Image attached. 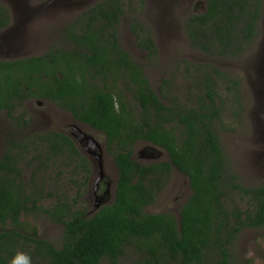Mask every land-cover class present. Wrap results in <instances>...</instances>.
<instances>
[{
	"label": "trees",
	"instance_id": "trees-1",
	"mask_svg": "<svg viewBox=\"0 0 264 264\" xmlns=\"http://www.w3.org/2000/svg\"><path fill=\"white\" fill-rule=\"evenodd\" d=\"M126 1L132 0H104L85 11L64 30L70 48L0 60V112L27 126L24 112L15 115L26 102L56 104L107 135L119 176L113 202L94 215L72 212L61 201L47 208L43 186L25 182L23 162L47 166L51 156L75 154L72 140L55 131L11 140L0 158V264H125L132 257L134 264H233L242 232L264 229V182L248 187L227 171L215 128L223 110L215 90L227 75L214 69L205 75L192 105L158 94L119 44ZM205 2L206 12L185 23L194 48L219 57L243 54L259 37L264 0ZM9 21V9L0 5V31ZM141 46L156 56L152 39ZM142 143L165 151L169 161H135ZM174 167L188 178L190 197L179 217L149 213ZM30 213L63 225L61 247L23 220Z\"/></svg>",
	"mask_w": 264,
	"mask_h": 264
},
{
	"label": "rangeland",
	"instance_id": "rangeland-1",
	"mask_svg": "<svg viewBox=\"0 0 264 264\" xmlns=\"http://www.w3.org/2000/svg\"><path fill=\"white\" fill-rule=\"evenodd\" d=\"M103 1L0 0V5H5L10 12L8 26L0 31V60L40 56L54 46L70 48L73 43L65 38L64 30ZM207 7L205 0L126 1L120 19L119 44L142 66L158 94L178 97L184 105H192L196 96L203 94L199 82L204 81L203 77L210 75V71L219 70L227 75L226 80L218 81L215 90L223 107L222 121H217L215 128L226 156L227 171L244 185L257 186L264 182V2L259 37L236 57L211 56L192 45L185 23L193 14L205 13ZM143 38L153 40L156 56L142 48ZM206 65L210 67L207 69ZM48 102L28 101L17 110V116L26 114L27 126L18 123L8 112H0V158L11 140L23 141L31 135L57 130L67 132L74 143L75 154L65 152L51 156L47 166L41 163L29 166L23 162L24 180L31 187L37 182L43 186L46 198L41 205L44 207L51 208L61 201L69 205L72 212L84 210L91 216L89 213L96 205L93 193L99 174L98 163L72 136L71 126L99 142H105L106 136L73 122L69 113ZM147 146L138 145L135 154L139 155ZM112 155H115L113 151ZM162 160L168 158L165 156ZM104 163V175L112 182L111 204L117 170L113 160L104 159ZM189 197L188 178L173 171L148 212L172 213L179 217V208ZM235 200L242 209L246 208L239 197ZM23 220L36 226L42 237L57 247L62 246L63 225L52 222L44 214L30 213ZM233 256V264H264V229L243 231L234 246ZM136 262L132 257L125 264Z\"/></svg>",
	"mask_w": 264,
	"mask_h": 264
},
{
	"label": "flooded vegetation",
	"instance_id": "flooded-vegetation-1",
	"mask_svg": "<svg viewBox=\"0 0 264 264\" xmlns=\"http://www.w3.org/2000/svg\"><path fill=\"white\" fill-rule=\"evenodd\" d=\"M48 103H51V102H48ZM69 115L72 117V115L70 113H69ZM72 121L77 123V124L79 123V125H81V126L89 127V129L95 131L96 133H103L101 131H98V130L94 129L92 126H90L88 124H84V123H80V122L76 121L73 117H72ZM71 128H72V131H73L72 136L76 140H78L79 143L82 144L83 148H85V150L92 157H94V160H97V163H98L99 174H98L97 179H96V181L98 180V184H97L96 192L93 193L94 197H95V201H100L101 202V204H100L101 207L109 205L110 202H111V200H110L111 199L110 191H111L112 182H111L110 179L105 177L104 173H103V177L102 178L99 177L100 171H104V167H105L104 159L113 160V163H114V165L116 167V162H115V158H114L115 155L110 156V150L107 147V139H108L107 135H105L103 133L106 136V141L105 142H102V141L99 142L97 140V143H90L89 140H88V137H91V136H89L87 133L83 132L79 128L75 127L74 125H72ZM55 132L65 134L66 136H68L72 140L71 136H69L67 132H63V131H59V130H57ZM91 138H93V137H91ZM148 147H151V146L148 145L147 148ZM147 148L145 149V151L139 153V155L134 153L133 156H132L133 157L132 159H134L135 161H139L142 164H149V163L164 162L162 159L166 156L168 158L167 161H169V157H168L167 153L164 154V152L159 149L160 150V153L158 154V155H160L159 158H157L158 155H157L156 158H154L147 151ZM136 149H137V147H136ZM135 152H136V150H135ZM116 170H117V181H118V177L119 176H118L117 167H116ZM174 171H178L176 167H174ZM117 181H116V184L114 185V189H113L115 191H116V188H117ZM115 191H114V196H115ZM113 200H114V198H113Z\"/></svg>",
	"mask_w": 264,
	"mask_h": 264
},
{
	"label": "water",
	"instance_id": "water-1",
	"mask_svg": "<svg viewBox=\"0 0 264 264\" xmlns=\"http://www.w3.org/2000/svg\"><path fill=\"white\" fill-rule=\"evenodd\" d=\"M88 140H89L90 143H97V141L94 140V139L91 138V137H88ZM147 151H148V152L150 153V155L153 156L154 158H156L157 155L160 153V150H159L158 148H156V147H153V146L148 147V148H147ZM103 173H104V171H100V175H99L100 178L103 177ZM105 177H106V176H105ZM97 184H98V180L95 181V184H94V186H95V187H94V192H96ZM100 204H101L100 201H96V205H95L93 211H91L89 214H90V215H94V214L100 209V207H101Z\"/></svg>",
	"mask_w": 264,
	"mask_h": 264
},
{
	"label": "clouds",
	"instance_id": "clouds-1",
	"mask_svg": "<svg viewBox=\"0 0 264 264\" xmlns=\"http://www.w3.org/2000/svg\"><path fill=\"white\" fill-rule=\"evenodd\" d=\"M12 264H16L15 260L12 261Z\"/></svg>",
	"mask_w": 264,
	"mask_h": 264
}]
</instances>
